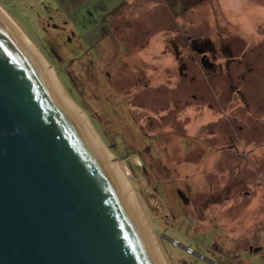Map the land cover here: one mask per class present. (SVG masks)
Wrapping results in <instances>:
<instances>
[{"label": "rangeland", "instance_id": "374dc122", "mask_svg": "<svg viewBox=\"0 0 264 264\" xmlns=\"http://www.w3.org/2000/svg\"><path fill=\"white\" fill-rule=\"evenodd\" d=\"M0 9L111 153L163 264H264V0Z\"/></svg>", "mask_w": 264, "mask_h": 264}, {"label": "water", "instance_id": "95a60500", "mask_svg": "<svg viewBox=\"0 0 264 264\" xmlns=\"http://www.w3.org/2000/svg\"><path fill=\"white\" fill-rule=\"evenodd\" d=\"M17 30L0 10V264H163Z\"/></svg>", "mask_w": 264, "mask_h": 264}, {"label": "bare ground", "instance_id": "6f19581e", "mask_svg": "<svg viewBox=\"0 0 264 264\" xmlns=\"http://www.w3.org/2000/svg\"><path fill=\"white\" fill-rule=\"evenodd\" d=\"M1 10V9H0ZM7 15V14H6ZM9 19V18H8ZM11 19V18H10ZM18 28V27H17ZM19 29V28H18ZM17 32L20 34L23 42L26 44V46L28 47V49L31 51L34 59L37 61L39 60V62L41 63L42 66H44V70H45V73L49 75V78L51 79L52 81V84L54 86V90H55V93L57 96L60 97V99L62 100H65V102L63 101V106H66L67 110H70L71 111V114L77 119V121L80 123L79 121V118H77L75 115H74V112H72V108H75L74 106H71L69 104L68 101H70L68 99V96L65 95L66 93L64 92V90L62 89L61 85H59L58 83V79L56 77V75L54 73H51V72H48V64L46 63V61L41 57L40 54L37 53L36 49L33 47L32 43H30L31 41H29L24 35H22V31L19 29L17 30ZM58 97V98H59ZM62 97V98H61ZM82 122V121H81ZM81 124V123H80ZM85 125V126H84ZM81 127L86 131L87 130V134L94 146V148L96 149V151L99 153V155L102 157V159L106 162V163H110V154L108 153L109 151L108 150H105L104 149V146L102 145V142L99 140L98 136L93 133L92 131V128L90 126L89 123H82L81 124ZM103 153V154H102ZM110 169L112 171V173L114 174V177L116 178L118 184L120 185V188L122 189V192L125 196L128 197V202L132 208V210L136 213L137 215V218L140 219V227L143 228L144 232L149 235L148 231L146 232V226H144L143 222L141 221V214L138 215V211L139 209L137 208L136 204H135V199H134V195L133 193H131L130 191V187H129V182L128 180L126 179L125 175H122L119 171V167H118V164H110ZM125 190H128L127 192H125ZM138 211H137V209ZM140 213V211H139ZM151 239V238H150ZM151 242V241H150ZM152 244V243H151ZM153 246V249L155 250L154 248V245L152 244ZM156 254H157V251L155 250ZM158 256V254H157ZM159 258L161 256H158Z\"/></svg>", "mask_w": 264, "mask_h": 264}, {"label": "flooded vegetation", "instance_id": "af4514ba", "mask_svg": "<svg viewBox=\"0 0 264 264\" xmlns=\"http://www.w3.org/2000/svg\"><path fill=\"white\" fill-rule=\"evenodd\" d=\"M55 26V25H54ZM56 27H57V25H56ZM208 39V38H207ZM207 39H205V41H203V42H198L197 41V38L194 40V48H195V50L197 51V52H199V49H204V50H206V55L208 56V49H207V47H206V40ZM53 52L55 53V51L53 50ZM200 53V52H199ZM209 57V56H208ZM68 95H70V94H68ZM76 103V102H75ZM250 249H251V247H250ZM252 251H254V250H252ZM255 252V251H254Z\"/></svg>", "mask_w": 264, "mask_h": 264}, {"label": "crops", "instance_id": "0c3cea01", "mask_svg": "<svg viewBox=\"0 0 264 264\" xmlns=\"http://www.w3.org/2000/svg\"><path fill=\"white\" fill-rule=\"evenodd\" d=\"M97 35H99V32H98V34ZM260 246L262 247V245L260 244ZM262 249H263V247H262Z\"/></svg>", "mask_w": 264, "mask_h": 264}]
</instances>
